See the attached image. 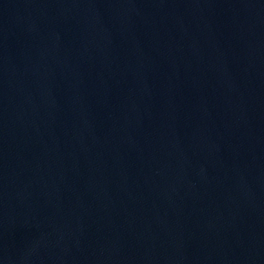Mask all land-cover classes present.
Here are the masks:
<instances>
[{
	"label": "water",
	"instance_id": "water-1",
	"mask_svg": "<svg viewBox=\"0 0 264 264\" xmlns=\"http://www.w3.org/2000/svg\"><path fill=\"white\" fill-rule=\"evenodd\" d=\"M0 264H264V0H0Z\"/></svg>",
	"mask_w": 264,
	"mask_h": 264
}]
</instances>
